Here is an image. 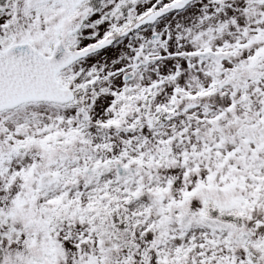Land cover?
<instances>
[{
    "label": "snow or ice",
    "instance_id": "1",
    "mask_svg": "<svg viewBox=\"0 0 264 264\" xmlns=\"http://www.w3.org/2000/svg\"><path fill=\"white\" fill-rule=\"evenodd\" d=\"M0 264H264V0H0Z\"/></svg>",
    "mask_w": 264,
    "mask_h": 264
}]
</instances>
